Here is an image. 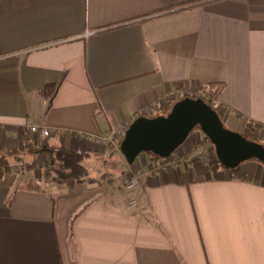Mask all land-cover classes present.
<instances>
[{"label":"crops","instance_id":"obj_1","mask_svg":"<svg viewBox=\"0 0 264 264\" xmlns=\"http://www.w3.org/2000/svg\"><path fill=\"white\" fill-rule=\"evenodd\" d=\"M212 82L225 126L264 142V0H0V146L47 127L46 144L89 152L95 171L56 183L43 153L5 173L0 264H264L259 161L241 178L181 152L128 189L127 162L90 137Z\"/></svg>","mask_w":264,"mask_h":264},{"label":"water","instance_id":"obj_2","mask_svg":"<svg viewBox=\"0 0 264 264\" xmlns=\"http://www.w3.org/2000/svg\"><path fill=\"white\" fill-rule=\"evenodd\" d=\"M196 127L214 146L217 161L223 167L233 169L250 159L264 166V144L227 128L218 112L202 98L184 97L175 101L166 114L134 118L124 132L119 150L127 164H133L142 152L167 157Z\"/></svg>","mask_w":264,"mask_h":264},{"label":"trees","instance_id":"obj_3","mask_svg":"<svg viewBox=\"0 0 264 264\" xmlns=\"http://www.w3.org/2000/svg\"><path fill=\"white\" fill-rule=\"evenodd\" d=\"M222 87L223 82H212L207 84V90L204 94L198 95L191 93L183 95L181 98H202L207 104L216 110L215 101L218 98ZM171 106L172 104H167L162 108L156 109V111L159 115H163L168 112ZM155 115L156 114L152 116ZM138 116L150 117L151 115L140 113ZM223 122L225 124L224 120ZM204 138L208 140L206 136H204ZM43 153L48 157V168L51 172L52 181L56 183H84L90 177V167L88 165L90 157L89 152H76L61 145L54 144H47L44 147H41L37 142H33L31 139H25L19 148L9 149L0 146V181L5 173H9L15 166L25 163L27 158L33 159L37 155ZM146 153L152 160L161 158L152 152ZM216 164L222 166L218 161H216ZM229 170L233 171L235 176L245 178L238 174L237 167ZM27 188L41 190V188L33 182H29Z\"/></svg>","mask_w":264,"mask_h":264},{"label":"built area","instance_id":"obj_4","mask_svg":"<svg viewBox=\"0 0 264 264\" xmlns=\"http://www.w3.org/2000/svg\"><path fill=\"white\" fill-rule=\"evenodd\" d=\"M182 95V94H181ZM180 94H176L175 92L169 91L166 92L163 97L160 99V104H165L167 102H169L171 99H174L176 96H181ZM128 127V125L125 126H120L117 127L115 129H112L110 131V133L104 135H97V136H90L93 140H95L96 145H97V149H99L100 151H106V149H109L108 145L109 144H113L115 145L116 148H118L119 150V145H116L117 143L120 144L117 140L116 137L119 134H123L126 130V128ZM30 131L31 133L36 136V139L38 140L39 143L44 144L45 139L50 135V130L47 127H42L39 125H35L32 124L30 126ZM45 146V145H44ZM120 151V150H119ZM211 156V158L209 157ZM217 161L216 155H215V151L211 150L208 152V158H202V162L203 164H209V163H215ZM137 164H136V163ZM184 160L182 159L181 155L178 154H174L171 153L169 156L167 157H162L159 159H154L152 161L149 160H138L137 158L135 159L133 165H135V167L132 166V174L125 180V188L131 189L135 186H137L140 183V177L143 173V171H145V168H148V166L151 164L154 169H166L168 167H172V168H178L181 163H183ZM140 165V167L138 166Z\"/></svg>","mask_w":264,"mask_h":264},{"label":"rangeland","instance_id":"obj_5","mask_svg":"<svg viewBox=\"0 0 264 264\" xmlns=\"http://www.w3.org/2000/svg\"><path fill=\"white\" fill-rule=\"evenodd\" d=\"M186 95V94H185ZM181 96H183V95H181ZM181 96H176L174 99H171L169 102H167V103H165V104H160L159 106H158V108L157 109H159V108H162L163 106H165V105H167V104H173L175 101H177V100H179V99H181ZM215 108H216V106H215ZM216 111L218 112V114H219V116L221 115V116H223L222 115V111H221V109H216ZM147 115H151L150 117H152V115H154L153 113H150V114H147ZM156 115H159L157 112H156ZM220 116V117H221ZM221 119H223L222 117H221ZM226 127L227 128H229V129H232L233 128V126H232V124H230L229 122H226ZM124 128H125V126H124ZM232 130H234V129H232ZM238 132H240V131H238ZM243 136H245L247 139H251V140H255V141H258V142H260V143H263L264 144V142L262 141V140H259L257 137H255V136H252V134H246V133H244V132H240ZM204 133L199 129V128H195L189 135H188V137H187V139L184 141V143L179 147V148H177V150L174 152V154H178V155H180L181 154V152H186V151H193V152H195V153H197L198 155H201L202 156V158H208V152L209 151H211V150H214V146L210 143V141L209 140H206L205 138H204ZM123 138V134L121 133V134H119L117 137H116V140L119 142L120 141V139H122ZM120 143V142H119ZM38 144L41 146V147H44V145H47L46 143H45V141H44V144H41V143H39L38 142ZM116 145H119L118 143L116 144ZM108 147H109V149H106V151L108 152V153H110V154H116V156H120V158H122L121 160H122V162H125V160H124V158H123V156H122V154H121V152L118 150V148H116L115 147V145H113V144H109L108 145ZM98 151H100L99 149H97ZM100 152H102V151H100ZM109 154V155H110ZM118 154V155H117ZM141 154H147L146 152H142V153H140L139 155H141ZM138 155V156H139ZM137 156V157H138ZM182 156V155H181ZM111 157V156H110ZM210 158H211V156H209ZM162 158V157H161ZM147 160H150V161H152V159L149 157V155L147 154V158H146ZM182 159L185 161V157L184 156H182ZM30 158H27L26 159V161L25 162H30ZM209 164H211V163H209ZM130 166H133V167H135V165H133V164H127V171H126V175H131L132 174V168L130 167ZM139 167H140V165H138ZM28 170V168H27V166H25L24 164H20L19 166H15L13 169H12V171H13V173L14 174H17V175H26V171ZM101 172H104V169H101L100 170V174H99V178L100 179H104L106 176H105V172L104 173H101ZM90 174L91 175H95V171H94V169L93 168H91L90 167ZM126 182V181H125ZM124 185H125V183H124Z\"/></svg>","mask_w":264,"mask_h":264}]
</instances>
